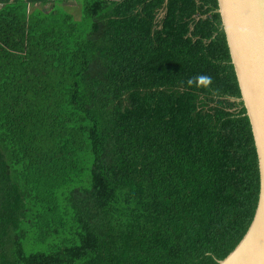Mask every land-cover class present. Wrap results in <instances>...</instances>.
<instances>
[{"label":"trees","instance_id":"obj_1","mask_svg":"<svg viewBox=\"0 0 264 264\" xmlns=\"http://www.w3.org/2000/svg\"><path fill=\"white\" fill-rule=\"evenodd\" d=\"M60 2L0 0V264H219L261 179L218 0Z\"/></svg>","mask_w":264,"mask_h":264},{"label":"water","instance_id":"obj_2","mask_svg":"<svg viewBox=\"0 0 264 264\" xmlns=\"http://www.w3.org/2000/svg\"><path fill=\"white\" fill-rule=\"evenodd\" d=\"M218 4L252 125L261 179L254 221L236 249L219 264H264V0H218Z\"/></svg>","mask_w":264,"mask_h":264},{"label":"rangeland","instance_id":"obj_3","mask_svg":"<svg viewBox=\"0 0 264 264\" xmlns=\"http://www.w3.org/2000/svg\"><path fill=\"white\" fill-rule=\"evenodd\" d=\"M60 6L63 7L67 12L73 14L77 19L81 17V0H59ZM52 8L51 6L42 7L43 10L49 11Z\"/></svg>","mask_w":264,"mask_h":264},{"label":"clouds","instance_id":"obj_4","mask_svg":"<svg viewBox=\"0 0 264 264\" xmlns=\"http://www.w3.org/2000/svg\"><path fill=\"white\" fill-rule=\"evenodd\" d=\"M201 83H206L210 84L211 83V78L207 76H201L197 78Z\"/></svg>","mask_w":264,"mask_h":264}]
</instances>
